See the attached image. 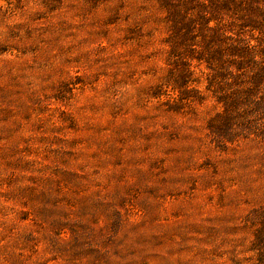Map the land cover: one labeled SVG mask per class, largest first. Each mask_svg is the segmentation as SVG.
I'll return each instance as SVG.
<instances>
[{
    "label": "rangeland",
    "instance_id": "374dc122",
    "mask_svg": "<svg viewBox=\"0 0 264 264\" xmlns=\"http://www.w3.org/2000/svg\"><path fill=\"white\" fill-rule=\"evenodd\" d=\"M160 19L153 0H0V264L253 263L264 140L217 145L213 99L149 96Z\"/></svg>",
    "mask_w": 264,
    "mask_h": 264
},
{
    "label": "trees",
    "instance_id": "16d2710c",
    "mask_svg": "<svg viewBox=\"0 0 264 264\" xmlns=\"http://www.w3.org/2000/svg\"><path fill=\"white\" fill-rule=\"evenodd\" d=\"M153 1L167 70L149 96L165 97L170 112L213 99L220 111L207 128L217 145L264 140V0ZM197 71L205 77L204 91ZM259 219L251 264H264V215Z\"/></svg>",
    "mask_w": 264,
    "mask_h": 264
}]
</instances>
